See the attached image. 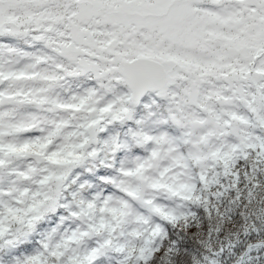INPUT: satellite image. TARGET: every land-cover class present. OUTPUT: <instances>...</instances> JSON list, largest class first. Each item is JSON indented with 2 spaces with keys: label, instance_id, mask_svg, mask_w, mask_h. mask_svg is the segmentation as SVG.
<instances>
[{
  "label": "snow or ice",
  "instance_id": "1",
  "mask_svg": "<svg viewBox=\"0 0 264 264\" xmlns=\"http://www.w3.org/2000/svg\"><path fill=\"white\" fill-rule=\"evenodd\" d=\"M0 264H264V0H0Z\"/></svg>",
  "mask_w": 264,
  "mask_h": 264
}]
</instances>
